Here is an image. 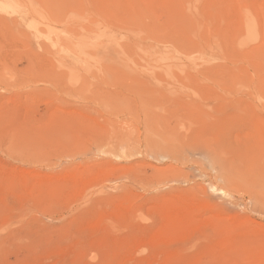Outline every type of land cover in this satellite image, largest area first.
Returning a JSON list of instances; mask_svg holds the SVG:
<instances>
[{
	"label": "rangeland",
	"instance_id": "rangeland-1",
	"mask_svg": "<svg viewBox=\"0 0 264 264\" xmlns=\"http://www.w3.org/2000/svg\"><path fill=\"white\" fill-rule=\"evenodd\" d=\"M0 264H264V0H0Z\"/></svg>",
	"mask_w": 264,
	"mask_h": 264
}]
</instances>
